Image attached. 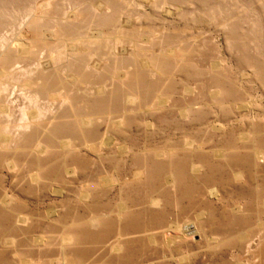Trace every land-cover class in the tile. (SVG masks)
I'll return each instance as SVG.
<instances>
[{"label": "rangeland", "instance_id": "374dc122", "mask_svg": "<svg viewBox=\"0 0 264 264\" xmlns=\"http://www.w3.org/2000/svg\"><path fill=\"white\" fill-rule=\"evenodd\" d=\"M0 264H264V0H0Z\"/></svg>", "mask_w": 264, "mask_h": 264}, {"label": "bare ground", "instance_id": "6f19581e", "mask_svg": "<svg viewBox=\"0 0 264 264\" xmlns=\"http://www.w3.org/2000/svg\"><path fill=\"white\" fill-rule=\"evenodd\" d=\"M1 157H2V156H1ZM90 167H91V166H90ZM97 211H98V210H97ZM99 211H100V210H99ZM99 211H98V212H99ZM101 212H102V211H101ZM143 212H144V211H143ZM94 213H96V212H94ZM102 213H103V212H102ZM75 214H76V213H75ZM80 214H81V212H80ZM80 214H79V215H80ZM84 214H85V213H84ZM103 214H104V213H103ZM123 214H124V213H123ZM132 214H134V213H132ZM141 214H142V213H141ZM141 214H140V215H141ZM79 215H78V216H79ZM138 215H139V213H138ZM3 216H4V215H3ZM78 216H76V218H77ZM82 216H83V213H82ZM82 216H81V218H82ZM101 216H102V215H101ZM134 216H135V215H134ZM97 217H98V216H97ZM102 217H103V216H102ZM129 217H131V216H129ZM140 217H141V216H140ZM3 218H4V217H3ZM21 218H22V217H21ZM74 218H75V217H74ZM84 218H86V217H84ZM103 218H104V217H103ZM131 218H134V217H131ZM137 218H138V217H137ZM157 218H158V217H157ZM100 219H101V218H100ZM3 220H4V219H3ZM155 220H156V219H155ZM159 220H160V219H159ZM159 220H158V221H159ZM74 221H75V220H74ZM77 221H79V220H77ZM83 221H84V219H83ZM101 221H102V219H101ZM79 222H80V221H79ZM74 223H76V222H74ZM82 224H83V223H82ZM101 224H102V223H101ZM103 224H104V223H103ZM105 224H106V223H105ZM79 225H80V224H79ZM83 226H84V225H83ZM113 226H114V225H113ZM105 227H106V226H105ZM108 227H109V226H108ZM108 227H107V228H108ZM111 227H112V226H111ZM109 228H110V227H109ZM112 228H113V227H112ZM112 228H111V229H112ZM116 228H117V227H116ZM116 228H115V229H116ZM73 229H74V228H73ZM122 229H124V228H122ZM78 230H79V229H78ZM82 230H83V229H82ZM108 230H109V229H107V231H108ZM125 230H126V229H125ZM83 231H84V230H83ZM109 231H110V230H109ZM109 231H108V232H109ZM139 231H141V230H139ZM111 232H113V231H111ZM111 232H110V233H111ZM79 233H80V232H79ZM79 233H78V234H79ZM85 233H86V232H85ZM114 233H115V232H113V234H114ZM137 233H138V232H137ZM82 234H83V233H82ZM75 235H76V234H75ZM83 235H84V234H83ZM107 235H108V234H107ZM109 235H110V234H109ZM109 235H108V236H109ZM78 236H79V235H78ZM112 236H113V235H112ZM82 237H83V236H82ZM89 237H90V235H89ZM89 237H88V238H89ZM110 237H111V236H110ZM78 238H79V237H78ZM99 238H100V237H99ZM106 238H107V236H106ZM76 239H77V238H76ZM79 239H80V238H79ZM79 239H78V240H79ZM84 239H85V237H84ZM84 239H83V240H84ZM104 239H105V238H104ZM127 242H128V241H127Z\"/></svg>", "mask_w": 264, "mask_h": 264}]
</instances>
